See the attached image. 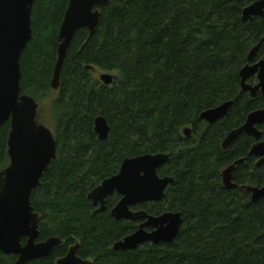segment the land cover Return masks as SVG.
<instances>
[{"label": "trees", "instance_id": "trees-1", "mask_svg": "<svg viewBox=\"0 0 264 264\" xmlns=\"http://www.w3.org/2000/svg\"><path fill=\"white\" fill-rule=\"evenodd\" d=\"M253 2L109 0L93 35L85 29L73 35L52 104L56 158L30 197L41 215L39 241L62 243L47 258L26 264H55L75 245L77 256L92 264H264V198L252 203L243 189L264 187V165L257 167L248 156L255 141L244 134L222 149L230 132L264 108L259 93L251 99L240 88L239 72L264 37V16L242 20ZM67 4L35 0L32 7L20 88L37 104L51 91ZM263 58L264 42L252 63ZM96 69L114 72L112 84L94 79ZM230 101L223 119L210 125L200 120L203 112ZM98 117L110 127L106 141L94 132ZM8 133L6 124L0 129V169L7 161ZM158 153L170 154L158 176L174 183L160 203L132 210L180 213V231L171 244L113 251L138 223L111 218L118 195L106 199L103 211L87 196L116 175L124 159ZM238 160L243 162L232 174L237 187L226 190L221 173ZM15 262V256L0 254V264Z\"/></svg>", "mask_w": 264, "mask_h": 264}, {"label": "water", "instance_id": "water-1", "mask_svg": "<svg viewBox=\"0 0 264 264\" xmlns=\"http://www.w3.org/2000/svg\"><path fill=\"white\" fill-rule=\"evenodd\" d=\"M35 0H0V129L9 124L7 137V156L9 166L0 170V254L15 256V264H26L47 258L61 245L58 238L39 241L41 215L34 212L30 203L32 192L38 187L47 167L56 158V142L52 133L39 124L38 105L35 100L21 93L20 58L32 37L31 12ZM109 0H68L67 8L57 36L59 45L50 88L58 91L60 73L73 35L79 30L94 34L98 25L100 11ZM264 16V0L254 2L242 11V20L249 21ZM264 37L251 50L249 63L240 70V88L254 99L259 93L264 98V58L252 63ZM252 63V64H251ZM255 78L256 84H249ZM105 86L113 82L109 74L100 76ZM232 102L207 110L200 120L213 124L223 119ZM262 126V130L258 127ZM94 132L101 141H106L110 127L103 117L94 121ZM191 130L184 129L183 135L189 137ZM244 134L256 141L248 156L257 159V167L264 165V108L251 112L245 123L230 132L222 142V149L228 150L237 138ZM170 154H145L123 160L116 175L105 179L87 196L93 207L103 211L106 199L118 195L120 200L110 211L115 221L138 223L132 234L116 242L113 251H134L144 244L158 246L171 244L177 237L182 217L180 213H163L159 216L148 215L132 208L145 203H160L173 178L159 177L158 170L169 162ZM238 160L222 171L221 182L226 190L237 186L232 174ZM251 202L264 198V187L245 186ZM24 241V243H22ZM78 245L69 248L67 254L55 264H92L77 256Z\"/></svg>", "mask_w": 264, "mask_h": 264}, {"label": "rangeland", "instance_id": "rangeland-1", "mask_svg": "<svg viewBox=\"0 0 264 264\" xmlns=\"http://www.w3.org/2000/svg\"><path fill=\"white\" fill-rule=\"evenodd\" d=\"M92 74H93V78L98 80L99 82H101L100 76L103 74H109L112 77L115 76L114 72H105L98 69H96L95 72H93ZM252 84L253 85L256 84L255 78H253ZM50 90L51 91L49 92V94L45 98H43V100H41L38 104L37 103L36 104L38 105V109H39L38 111H41L39 115L40 116L39 124L46 127L54 137V131L56 129V124H57V116L55 114V111L53 110L52 104L58 95V91H53L51 88ZM8 166H9V158L7 156V161L1 169L3 170Z\"/></svg>", "mask_w": 264, "mask_h": 264}, {"label": "flooded vegetation", "instance_id": "flooded-vegetation-1", "mask_svg": "<svg viewBox=\"0 0 264 264\" xmlns=\"http://www.w3.org/2000/svg\"><path fill=\"white\" fill-rule=\"evenodd\" d=\"M259 127H261V128H262V126H259ZM259 127H258V128H259ZM259 130H260V129H259ZM263 135H264V134H263ZM189 136H190V135H189ZM261 137H262V136H261ZM261 137H260V139L258 140V142H260V141H263V140H264V139H262V140H261ZM253 140H254V139H253ZM254 141H255V140H254ZM255 143H256V141H255ZM255 159H256V158H255ZM256 160H257V159H256ZM256 166H257V163H256ZM232 181H233V177H232Z\"/></svg>", "mask_w": 264, "mask_h": 264}]
</instances>
